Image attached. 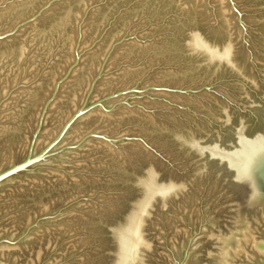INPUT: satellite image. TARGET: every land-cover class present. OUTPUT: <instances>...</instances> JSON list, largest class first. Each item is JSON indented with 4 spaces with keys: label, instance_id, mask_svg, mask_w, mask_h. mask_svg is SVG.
Returning a JSON list of instances; mask_svg holds the SVG:
<instances>
[{
    "label": "water",
    "instance_id": "95a60500",
    "mask_svg": "<svg viewBox=\"0 0 264 264\" xmlns=\"http://www.w3.org/2000/svg\"><path fill=\"white\" fill-rule=\"evenodd\" d=\"M0 264H264V0H0Z\"/></svg>",
    "mask_w": 264,
    "mask_h": 264
}]
</instances>
